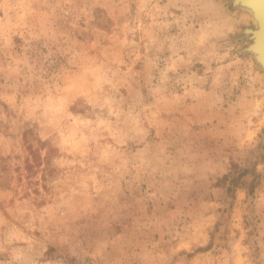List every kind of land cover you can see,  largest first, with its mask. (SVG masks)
<instances>
[{
	"label": "rangeland",
	"instance_id": "obj_1",
	"mask_svg": "<svg viewBox=\"0 0 264 264\" xmlns=\"http://www.w3.org/2000/svg\"><path fill=\"white\" fill-rule=\"evenodd\" d=\"M254 27L232 0H0V264H264Z\"/></svg>",
	"mask_w": 264,
	"mask_h": 264
},
{
	"label": "water",
	"instance_id": "obj_2",
	"mask_svg": "<svg viewBox=\"0 0 264 264\" xmlns=\"http://www.w3.org/2000/svg\"><path fill=\"white\" fill-rule=\"evenodd\" d=\"M234 6H242L250 10L255 21L254 28H245L244 33L248 35L250 44L246 48L254 55L259 66L264 69V56L259 50V46L264 47V0H232Z\"/></svg>",
	"mask_w": 264,
	"mask_h": 264
},
{
	"label": "bare ground",
	"instance_id": "obj_3",
	"mask_svg": "<svg viewBox=\"0 0 264 264\" xmlns=\"http://www.w3.org/2000/svg\"><path fill=\"white\" fill-rule=\"evenodd\" d=\"M264 31L260 32L261 35H263ZM259 50L261 51V53L264 56V47L262 45L259 46Z\"/></svg>",
	"mask_w": 264,
	"mask_h": 264
},
{
	"label": "trees",
	"instance_id": "obj_4",
	"mask_svg": "<svg viewBox=\"0 0 264 264\" xmlns=\"http://www.w3.org/2000/svg\"><path fill=\"white\" fill-rule=\"evenodd\" d=\"M225 178V177H224Z\"/></svg>",
	"mask_w": 264,
	"mask_h": 264
}]
</instances>
